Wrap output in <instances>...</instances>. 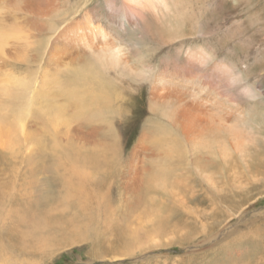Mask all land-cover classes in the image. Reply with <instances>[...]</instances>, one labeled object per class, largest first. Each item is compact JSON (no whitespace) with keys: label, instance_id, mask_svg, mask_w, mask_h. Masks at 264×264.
<instances>
[{"label":"bare ground","instance_id":"obj_1","mask_svg":"<svg viewBox=\"0 0 264 264\" xmlns=\"http://www.w3.org/2000/svg\"><path fill=\"white\" fill-rule=\"evenodd\" d=\"M179 1L0 0V125L10 138L0 148V183L7 189L0 200V263L37 264L45 245L58 242L89 240L92 253L100 255L103 233L121 239L150 216L153 229L183 227H165L152 192L123 209L119 200L130 197L131 187L147 194L152 186L173 198L203 192L200 203L185 205L187 215L206 217L219 210L224 194L232 197L264 179L262 126L239 111L238 104L228 108L203 90L236 102L228 87L234 65L219 58L209 63L214 56L209 47L184 51L186 42L196 40L185 37L192 27L175 29L160 22L174 16ZM133 30L155 35L158 43L149 46L150 52L144 48L140 58L132 50L133 37L124 38ZM174 48L176 57L148 65L158 50L170 53ZM262 57L259 64L242 68L247 76L264 81V52ZM25 119L31 120L28 144L39 146L42 141L34 134L50 130L65 142L48 149L60 150L64 157L47 155L40 147L15 161L21 140L12 133L24 130ZM76 166L89 182L80 179ZM40 171L50 172L61 183L58 191L72 202H57L47 211L48 220L34 218L31 226L26 222L30 196L17 198L11 189L16 174L35 179Z\"/></svg>","mask_w":264,"mask_h":264},{"label":"rangeland","instance_id":"obj_2","mask_svg":"<svg viewBox=\"0 0 264 264\" xmlns=\"http://www.w3.org/2000/svg\"><path fill=\"white\" fill-rule=\"evenodd\" d=\"M179 3L181 4H177L178 9L176 10L177 12H174V16H166L167 18L165 17L160 22L161 24L162 22H166L163 23L165 26H170L169 24H171L175 29L179 27H192L190 28L192 35L189 34L185 37H194L196 40L186 42L184 51L186 48H192V51L198 52L203 47L206 49L209 47L212 51L211 54L214 55L210 57L209 63H212L214 59L218 60V58L223 63L230 61L234 65L235 73H242L245 77L244 83L240 84V86H233L228 83L229 92L233 90L234 96H236V102L232 101V103L227 99L228 97H220L216 95V92L212 93L213 91L211 89H203L205 91L204 93L216 98L224 105L227 103L225 106L228 108H233V106L235 108L238 104L237 109H240L239 111L244 110L243 114H248L245 115L246 117L251 114V119L253 120L255 118L254 123L261 125L264 129V81L258 79L260 77L247 76L245 74L246 72L242 69L246 65L252 66V64H259L263 60L264 0H180ZM169 19L174 21L170 22ZM130 32V37L126 31L124 38L132 39L131 37H133L132 50L136 55L138 54L139 58L145 51L150 52V47L154 49V46L158 44L155 35L152 38L150 34H139L135 30ZM139 45L142 46L138 47V49L137 46ZM247 47L249 48L248 50H251L249 54L247 53L248 51H244ZM172 52L167 53L165 50L159 52L158 50L156 56H159L153 57L150 60L151 63H154L151 64L150 61L149 63L147 61L143 63H148L151 66L157 65L159 62L162 63V61L164 62L167 59L174 58L177 54V49L174 48ZM215 52L217 55H215ZM179 53L182 52L180 51ZM167 54L168 57H164ZM244 56L246 58H242ZM255 57L258 58L255 59ZM181 58L178 57V59H175L179 62ZM250 63L252 64L250 65ZM194 85L196 89L202 90L201 84L196 83ZM247 86H251L256 91V99L249 101L242 95L241 88ZM237 97L239 98L237 99ZM61 120V123H63L65 118ZM24 121L23 129L25 131L18 129L12 133L14 138L18 137L21 140L20 145L16 148L18 155L14 158L15 161L21 162L24 155L35 153L40 147L47 155L55 153L59 154L61 158L64 157V153L60 152V150L52 151L48 149L49 146H61L65 142L63 137L60 141L55 138L50 130H47L46 134H43V131L34 134L36 138H40L42 141L39 146L34 147L28 144L26 140L28 136L26 129L29 131L31 120L25 119ZM21 122L22 119L17 120V123L21 124ZM4 129L11 134L8 127ZM1 130L2 127L0 125V148L3 149L10 138L4 136ZM61 131L63 129L60 127L58 132L61 133ZM262 131L264 133V130ZM75 134L76 132L73 133L74 143H76ZM7 136L11 137V135ZM76 168L80 170L78 172L76 171L80 179L84 182H89V176L85 174L81 175V173L85 172L77 166ZM19 169L23 170L24 167ZM34 178H26L23 180L22 175L18 176L16 174L14 185L11 189L12 192L15 191L14 193L17 198L27 200L26 198L30 196L27 202L31 204V207L29 205L28 207L32 210L29 212L26 222L27 225L31 226L36 224L34 218L48 220L47 211L51 210V207L57 204V202L66 203L68 201L67 204L72 202L70 199L66 200L64 191H58L57 188L61 183L55 180L50 172L44 171L42 173L40 171ZM254 184L232 197H228L232 193L224 194L218 201L219 210L216 213L213 210L212 214L206 217H196L193 213L187 215V207L185 205L186 202H190L192 205L200 203V199L204 195L203 192H196L197 194L195 193L193 198L189 196V198H173L156 193L160 191L152 188V186V190L148 189L147 194L145 193L146 189L141 188L139 190L135 187L132 190L133 187H131L127 191L128 193L130 192V197L119 200V204L123 209L130 204H137L143 199H146L151 195L149 192H152L155 195L154 202L157 203L161 214L160 218L164 217L163 223L166 225L165 227L173 229L175 223L183 224V227L179 230L171 231L153 229V225L151 227L149 225L150 222H148V220H151L152 216H150L137 229H133L132 231L127 230V235H124L121 239L114 238V235L111 233H103V243L101 246H97L98 249L103 250L100 255H94L92 253V243L89 240L67 242L66 244L61 242V246L58 242L57 245H45L43 257L38 260L37 264H264V179L260 178ZM6 190L0 183V200L5 198L7 194L5 192ZM22 206H24V203L20 205V207ZM7 208L8 206L5 204L3 209L7 211ZM42 211L45 213L44 216L39 213L44 214ZM68 211L74 212L70 205H68ZM19 212L24 214L22 211ZM32 212H34L33 215ZM124 215L120 220L125 218ZM168 217L171 220L167 222ZM80 218L82 220V217ZM214 228H216V231L213 232L215 230ZM167 232L169 233L167 234ZM57 239L62 241L63 237H57ZM112 248L117 250L112 252L110 250Z\"/></svg>","mask_w":264,"mask_h":264},{"label":"clouds","instance_id":"obj_3","mask_svg":"<svg viewBox=\"0 0 264 264\" xmlns=\"http://www.w3.org/2000/svg\"><path fill=\"white\" fill-rule=\"evenodd\" d=\"M244 80H245V77L243 76V74L237 72L230 77L229 83L233 86H236V85L243 84ZM241 93L249 101L256 99V93L251 86L242 87Z\"/></svg>","mask_w":264,"mask_h":264}]
</instances>
